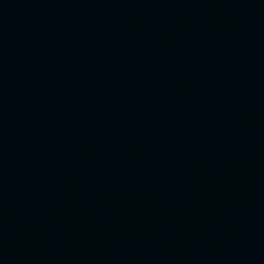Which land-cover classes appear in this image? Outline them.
<instances>
[{"label": "water", "instance_id": "1", "mask_svg": "<svg viewBox=\"0 0 264 264\" xmlns=\"http://www.w3.org/2000/svg\"><path fill=\"white\" fill-rule=\"evenodd\" d=\"M0 264H264V0H0Z\"/></svg>", "mask_w": 264, "mask_h": 264}]
</instances>
